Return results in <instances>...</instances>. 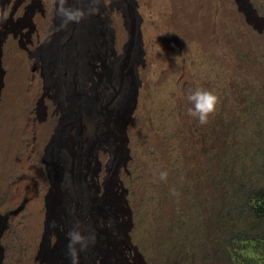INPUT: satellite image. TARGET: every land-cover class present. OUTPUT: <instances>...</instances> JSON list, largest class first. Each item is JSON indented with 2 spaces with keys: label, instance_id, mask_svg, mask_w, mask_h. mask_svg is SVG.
Segmentation results:
<instances>
[{
  "label": "rangeland",
  "instance_id": "obj_1",
  "mask_svg": "<svg viewBox=\"0 0 264 264\" xmlns=\"http://www.w3.org/2000/svg\"><path fill=\"white\" fill-rule=\"evenodd\" d=\"M7 1L0 0V32L10 34L0 39V83L4 48L20 51L27 77L36 79L23 109L55 125L58 149L34 157L48 169L46 188L30 172L4 177L0 263L56 264L47 251L55 229L69 224L46 220L35 246L25 233L31 214L54 211L64 199L89 210L90 232L106 243L101 253L92 245L81 264H264V0H210L204 44L195 31L181 38L170 18L183 12L172 0H101L97 14L66 27L51 0H18L5 15ZM68 5L87 9L89 0ZM110 11L123 30L119 48ZM169 35L181 47H167ZM56 53L64 75L55 74ZM133 67L139 84L125 152L115 119ZM197 88L219 98L206 125L187 115L186 95ZM64 102L59 115L50 110ZM29 140L22 136L17 155ZM16 179L24 180L20 195L12 192ZM33 182L46 192L31 205Z\"/></svg>",
  "mask_w": 264,
  "mask_h": 264
},
{
  "label": "bare ground",
  "instance_id": "obj_2",
  "mask_svg": "<svg viewBox=\"0 0 264 264\" xmlns=\"http://www.w3.org/2000/svg\"><path fill=\"white\" fill-rule=\"evenodd\" d=\"M17 1L18 0L7 1V3L4 5L5 15H9L13 12L16 7ZM172 1L174 3H180L183 12L182 17L177 14L176 10H174L170 18L171 23H173L177 27L180 26V30H177L181 32V38H183L185 35L193 36V31H195L199 35H195L196 38L200 39L204 44L206 34L202 33V30L205 28L209 31L213 25L208 17V9L211 5L210 0ZM110 15L112 17V23L116 31L115 45L119 48L123 41V30L119 24L118 14H116L115 11H110ZM181 17L184 18V20L181 19ZM38 18L39 15L37 14L34 18L35 21H37ZM100 21L102 24L105 23L102 20ZM215 26L217 27V29H219L218 25ZM5 35L6 37L10 36V34H8L6 31H1L0 39ZM65 39L66 37L62 36V38L57 41V45H61L65 41ZM169 39L170 41L166 43L167 47L168 44H176L178 47H181L182 39L177 38L176 35L175 37L169 35ZM138 44L140 45V40H138ZM70 49L73 53L79 52L80 41L75 40L70 45ZM19 52L12 48H4L5 65L3 66V81L0 83V188L4 186V177L6 176V174L14 170H16L17 172H30L31 175H33L32 180L35 181V178H37L39 183L43 184L46 188L48 184V169L46 167H41V169L38 168L35 165L34 157L43 155L46 152V149L48 150L52 144L54 150L58 149V138L56 137L57 132L55 129V125L51 123V121L44 120L42 122H39L38 119L33 120L32 117L28 115L27 112L23 109V105H28L30 103V96H32L36 90V79L34 76L27 77L23 59L21 58V54ZM55 57L58 58L59 53H56ZM56 58L55 66H53L55 67V74L64 75L67 69L63 67L64 62L61 61L63 59L62 54L58 59ZM131 77L132 82L129 87V96L126 100L122 113H118L115 119L116 127L119 129L120 135L122 137V145L125 149V152H127V148L125 146L126 130L128 128V123L131 119V115L136 104L137 87L139 84V80L136 78V71L134 67ZM36 85L38 93L41 94V83H36ZM113 102L114 100L111 101L112 104ZM64 106L65 102L63 103V105L62 103H60L56 106L50 107V110L57 111L59 115L60 110L63 109ZM12 113L15 114L14 118L12 116ZM81 117L84 118L83 115ZM126 126L127 128L125 129ZM24 134L30 138L29 144L26 148L25 146H22L25 151L17 155L16 153L18 150V146ZM48 165L49 167H51L52 162H49ZM24 186V180H13L11 183L13 194L20 195L21 193H23ZM31 188L34 198L30 201V204L33 205L34 202L37 201V199L40 200L44 198L43 196L46 191H44V189H42L39 184H36L34 182ZM58 206V209H54V211H52V209H47V212L40 211L39 213H33L29 216L31 227L25 233L26 240L30 241L35 246L38 234L40 230H43L44 228V222L46 220H52L56 222L60 219L63 224H69V226L62 231H58L57 229H55L52 248L47 251L49 257L56 264H71L67 248L69 242L67 233L76 228L77 225H79V228L77 230L80 231L83 236L91 237L92 235H94L95 237L94 243L89 241L88 246L84 251L79 250V245L76 246L78 252V264H81V258H83L86 254L88 255L92 245L94 249L101 253L103 250V244L104 246H106V243H104V241H102L103 243H101L100 239L98 238L100 234L96 228L95 230L90 232V221L84 218V216L88 214L89 210L72 209L70 207V203H67L64 199L60 200ZM129 226V223H126L122 231V236L124 239L128 237L127 232ZM21 264H26V262H22Z\"/></svg>",
  "mask_w": 264,
  "mask_h": 264
},
{
  "label": "clouds",
  "instance_id": "obj_3",
  "mask_svg": "<svg viewBox=\"0 0 264 264\" xmlns=\"http://www.w3.org/2000/svg\"><path fill=\"white\" fill-rule=\"evenodd\" d=\"M100 2L101 0H89V7L84 9L68 5V0H51L55 14L61 18V27H66L69 23H80L87 15L97 14ZM186 100L191 105L187 109V115L196 119L199 125H206L209 122V117L216 112V106L219 103V98L213 92L202 88L190 90L186 95ZM159 178L166 180L167 172H160ZM78 228L79 225L67 233L69 241L67 248L71 264H78L77 245L80 246V251H84L89 241L93 243L95 241L94 235L85 237L77 230Z\"/></svg>",
  "mask_w": 264,
  "mask_h": 264
},
{
  "label": "trees",
  "instance_id": "obj_4",
  "mask_svg": "<svg viewBox=\"0 0 264 264\" xmlns=\"http://www.w3.org/2000/svg\"><path fill=\"white\" fill-rule=\"evenodd\" d=\"M262 201H264V194H262L261 192H259V196H258ZM263 206V204H260L258 208H261Z\"/></svg>",
  "mask_w": 264,
  "mask_h": 264
}]
</instances>
